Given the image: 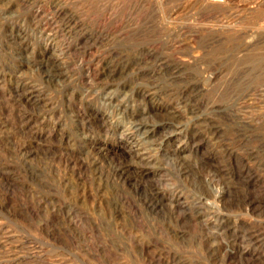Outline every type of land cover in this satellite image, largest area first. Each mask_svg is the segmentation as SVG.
<instances>
[{
  "label": "rangeland",
  "instance_id": "374dc122",
  "mask_svg": "<svg viewBox=\"0 0 264 264\" xmlns=\"http://www.w3.org/2000/svg\"><path fill=\"white\" fill-rule=\"evenodd\" d=\"M0 264H264V0H0Z\"/></svg>",
  "mask_w": 264,
  "mask_h": 264
},
{
  "label": "built area",
  "instance_id": "2783aa9c",
  "mask_svg": "<svg viewBox=\"0 0 264 264\" xmlns=\"http://www.w3.org/2000/svg\"><path fill=\"white\" fill-rule=\"evenodd\" d=\"M210 1H212V2H223L225 0H210Z\"/></svg>",
  "mask_w": 264,
  "mask_h": 264
},
{
  "label": "bare ground",
  "instance_id": "6f19581e",
  "mask_svg": "<svg viewBox=\"0 0 264 264\" xmlns=\"http://www.w3.org/2000/svg\"><path fill=\"white\" fill-rule=\"evenodd\" d=\"M212 2V1H211ZM212 3H214V2H212Z\"/></svg>",
  "mask_w": 264,
  "mask_h": 264
}]
</instances>
